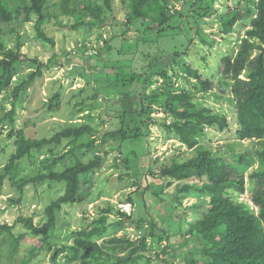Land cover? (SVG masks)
<instances>
[{"label": "rangeland", "instance_id": "374dc122", "mask_svg": "<svg viewBox=\"0 0 264 264\" xmlns=\"http://www.w3.org/2000/svg\"><path fill=\"white\" fill-rule=\"evenodd\" d=\"M92 1L103 5L101 0ZM256 1L147 0L145 8L148 11L144 20L129 22V0L126 3L114 0V10L106 12L109 21L102 28L75 29L73 25L79 21L78 16L48 21L45 28L55 44L36 39L35 16L20 28L15 25L17 32L6 33L7 48L16 47L19 35L23 42V55L37 56L52 65L49 69H43V74L28 86L22 100L15 102L16 121L13 124L9 123V119H3L13 107L12 90L0 94V176L16 149V130H22L26 137L36 139L49 138L64 126L71 125L90 124L95 131V135L86 133L77 140L64 139L58 145L50 144L40 151H34L32 156L19 163L18 169L12 170L17 174V180H20L47 172V166L53 158L66 152L70 155L54 169L63 170L78 160L88 162L97 154H104L103 133L119 129L124 120V123L133 122L142 103L145 102L149 108V112L143 116L149 134L143 137L140 144L126 140L111 147L101 169L88 175L91 179L85 176L87 181L84 180L83 189L89 192L83 201L63 206L51 233L53 248L70 244L75 230L104 216H107L109 224L120 220V217L123 218L118 214L120 211L131 215L134 220L142 217L145 221L140 231L135 221L128 220L116 236L135 240L145 230L150 249L146 254L153 255L156 264H160L156 251L167 244L168 234L171 235L170 242L176 256L186 251L188 244H184L185 237L175 232L180 227L187 231L190 223L199 219L206 208L198 206L204 204L207 198L189 195L181 205L174 202L172 205H176L183 215V219L179 220L178 216L176 219L171 217L173 212L168 208L171 204L162 202L160 205L154 193L144 191L146 174L149 182L158 184L162 168L173 160L189 158L197 148L184 145L176 132L169 128L175 116L165 108V100L171 92H187L195 105L209 108L214 114L228 120L229 126L223 130L216 125H204L203 132L198 136L201 147L224 157L248 150L253 153L257 149L256 140H241L237 136L239 124L236 101L227 84L220 82L222 58L234 54L240 40L246 36L250 25L247 11L255 6ZM201 4L203 15L199 16L196 10ZM157 7H163L169 13L164 25L159 22L161 14ZM234 15L237 18L227 31L226 19ZM11 28L9 26L6 30ZM198 29L201 35L197 33ZM187 32L190 36L186 35ZM201 36L206 41H202ZM261 48L262 51H254V56L264 53V46ZM188 66L198 69L203 80H214L211 89L202 91V80L190 74L186 70ZM35 67L30 62L23 63L22 70L13 81L19 83L28 78ZM118 75L132 76L134 80L115 79ZM244 76L241 75L242 78ZM56 92L61 93L58 111L49 109V101ZM153 95H156L155 99L145 98ZM87 144L90 146L87 147ZM132 148L138 150L139 157L127 163L125 160ZM245 178L247 190L239 199L254 208L249 192L250 182L247 181L248 176ZM176 184L165 189L168 197H171L170 193L174 195L176 192ZM64 192L63 182L31 183L25 186L22 200L15 203L12 199L19 197V189L16 182L6 178L0 187V225L14 224L19 216H31L36 224H43L47 220L46 207ZM108 209L112 211L107 212ZM152 222L156 224V236H163L160 241L155 236H149ZM114 228L109 227V232ZM24 231L26 229L22 225H17V235ZM99 243H103L102 240ZM189 244L193 246L194 242ZM36 246L41 247L39 238L28 235L13 257L9 243L5 244L0 250V264H22V259H30L26 264H53L49 259L51 254L45 255L44 252L38 258H31L30 251ZM176 264L183 263L177 261Z\"/></svg>", "mask_w": 264, "mask_h": 264}, {"label": "trees", "instance_id": "16d2710c", "mask_svg": "<svg viewBox=\"0 0 264 264\" xmlns=\"http://www.w3.org/2000/svg\"><path fill=\"white\" fill-rule=\"evenodd\" d=\"M49 1L0 0V54L2 55L0 58V94L5 90H12L13 107L6 112L3 118L4 120L9 119V123L12 124L16 121L15 102L22 100L28 86H31V83L43 74V69H49L52 63L44 62L37 56L32 57L25 54L24 56L21 52L23 42L19 35H17L16 47L7 48L6 33L8 31L17 32L18 28L32 21L35 16L36 39L55 44L45 28L46 23L51 19L78 16L79 21L73 27L91 30L104 27L109 21L106 12L114 10V0H101L103 5L92 0ZM123 1L127 2V0ZM146 2L147 0H129V6L131 5V11L128 13L129 22L134 19L144 20L148 11V8H145ZM202 10L201 4L196 10L199 16L203 15ZM157 11L161 14L159 22L164 25L169 13L163 7H157ZM234 16L226 19L227 31L231 29L237 18ZM246 17L250 19L246 36L240 40L234 54H227L222 58L220 82L223 85L227 84L226 86L230 88L236 101L239 124L236 131L237 136L241 140H256L257 149L253 153L248 150L224 157L201 147L198 136L204 130L202 127L216 125L223 130L229 126L228 120L214 114L209 108H200L195 105L187 92L169 93L165 100V108L175 116L169 128L176 132L184 145L189 148L197 146L196 152L185 160H173L162 168L158 184L149 182L148 174H146L143 182L144 191L154 193L160 205L162 202L171 204L168 207L173 212L171 217L176 219L178 216L179 220L183 219V215L180 214L176 205H172L174 202L181 205L183 199L189 195L207 198V200L198 206L206 208L199 219L191 222L187 231L180 227L175 232L185 237L186 243L184 244H188L186 251L176 256L175 248L170 242L171 235L168 234L166 235L167 244L162 245L160 250L156 251L160 264H176L177 261L183 264H264V53L254 56V51L256 49L262 51L261 47L264 46V0H257L254 7L248 8ZM58 22L61 24L60 20ZM9 26L12 28L6 30ZM197 31L201 35L200 29ZM186 35L190 36L189 32ZM201 40L206 41L202 36ZM29 62L36 66L35 70L28 75V78L18 81L19 83L14 82L13 78L19 75L22 64ZM186 70L202 80V91L211 89L214 80H203L199 70L191 66H188ZM243 74L244 78L241 77ZM118 76L115 79L134 80V77L128 75ZM12 85H15L13 89ZM60 97L59 92L52 96L49 101L51 102L50 110L60 109ZM155 97L156 95L145 98L155 99ZM147 112L149 108L144 102L137 111L136 117L132 119H135L133 122L124 123V120L119 129L103 133L102 146L106 148L104 154H97L88 162L78 160L63 170L54 169L58 163L63 162L70 155L66 152L53 158L47 166L49 167L47 172H40L35 176L20 180H17V174L12 170L18 169L19 163L24 158L32 156L34 151H40L50 144L58 145L64 139L77 140L86 133L95 135V131L90 124L71 125L64 126L49 138L36 139L26 137L22 130H16V149L10 155L4 167L5 171L0 176V187L6 178L16 182L19 197L16 200L12 199L15 203L22 200L25 186L31 183L63 182L65 192L46 207L47 220L43 224H36L31 216H19L14 224L0 225V250L9 243L10 252L14 257L22 242L28 235H31L39 238L41 242V247L36 246L31 249V258H38L44 252L45 255L51 254L49 259L53 264H156L153 262V255L146 254L150 249L147 244L148 234L145 230L135 240L116 236L128 220L135 221L137 228L142 231L145 220L142 217L134 220L126 212L118 211L123 218L120 217V220L111 224L107 223L108 218L104 216L86 227L75 230L72 233L73 240L70 244L53 248V243L50 241L51 233L57 225L59 212L64 205L83 201L85 194L89 192L88 189L85 191L83 189V182L87 181L85 176L92 175V172L101 169L109 149L126 140H133L132 143L140 144L143 137L149 134L147 123L143 119ZM107 139H110V142H107ZM89 146L90 144H87V147ZM130 151L125 160L127 163L139 157L137 149L132 148ZM246 176H248L247 181L250 182L249 192L254 208L239 199V196L245 194L247 190ZM88 178L91 179L89 176ZM174 183H177L176 192L174 195L170 193L171 197H168L165 189ZM111 211V209L107 210V212ZM19 224L26 231L17 235L15 229ZM155 225V222L151 223L149 236H155L160 241L163 236H156ZM109 227L115 228L109 232ZM100 240L103 243H99ZM190 242H194L193 246L189 244ZM28 260L30 259H22V264H26Z\"/></svg>", "mask_w": 264, "mask_h": 264}]
</instances>
